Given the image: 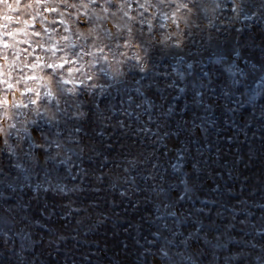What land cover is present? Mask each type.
<instances>
[{
	"label": "clouds",
	"instance_id": "clouds-1",
	"mask_svg": "<svg viewBox=\"0 0 264 264\" xmlns=\"http://www.w3.org/2000/svg\"><path fill=\"white\" fill-rule=\"evenodd\" d=\"M0 264H264V0H0Z\"/></svg>",
	"mask_w": 264,
	"mask_h": 264
},
{
	"label": "snow or ice",
	"instance_id": "snow-or-ice-1",
	"mask_svg": "<svg viewBox=\"0 0 264 264\" xmlns=\"http://www.w3.org/2000/svg\"><path fill=\"white\" fill-rule=\"evenodd\" d=\"M36 35H39V33H36ZM5 46H7V45H5Z\"/></svg>",
	"mask_w": 264,
	"mask_h": 264
}]
</instances>
